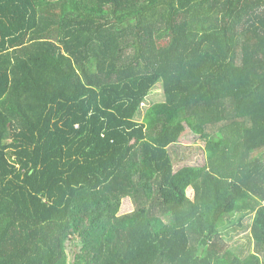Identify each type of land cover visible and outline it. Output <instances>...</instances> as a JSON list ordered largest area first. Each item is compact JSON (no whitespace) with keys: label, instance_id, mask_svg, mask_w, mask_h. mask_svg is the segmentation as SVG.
Here are the masks:
<instances>
[{"label":"trees","instance_id":"1","mask_svg":"<svg viewBox=\"0 0 264 264\" xmlns=\"http://www.w3.org/2000/svg\"><path fill=\"white\" fill-rule=\"evenodd\" d=\"M262 255L264 0H0V264Z\"/></svg>","mask_w":264,"mask_h":264},{"label":"rangeland","instance_id":"2","mask_svg":"<svg viewBox=\"0 0 264 264\" xmlns=\"http://www.w3.org/2000/svg\"><path fill=\"white\" fill-rule=\"evenodd\" d=\"M160 90L161 89L157 88L150 94L145 102V109L154 102L160 101L164 98L163 93ZM183 138L184 139H180L179 145H173L170 148L175 159L176 168L182 167L186 164H204L206 160V154L203 148V145H205V141L199 135L192 133L189 128L186 130ZM194 142L195 144L192 145V143ZM193 193L194 190L192 188L189 189V194L192 195ZM128 204L132 205V203H130V200ZM241 216L242 215L239 214L235 217V222L229 228L224 230V234L229 242V245L242 258H246L250 253L255 251V241L251 233V226L254 215L248 214L244 216L243 219H241ZM262 258L264 259V255H262Z\"/></svg>","mask_w":264,"mask_h":264},{"label":"crops","instance_id":"3","mask_svg":"<svg viewBox=\"0 0 264 264\" xmlns=\"http://www.w3.org/2000/svg\"><path fill=\"white\" fill-rule=\"evenodd\" d=\"M159 89H161V88H159ZM160 91H162V90H160ZM187 132H188V131H187ZM192 133H193V132H192ZM190 134H191V132H190ZM194 134H195V133H194ZM184 135H185V133H184V134L181 136V138H180V139H184V138H183V136H184ZM188 135H189V133H188ZM193 144H195V142H194V143H192V145H193ZM204 147H205V145H203V148H204Z\"/></svg>","mask_w":264,"mask_h":264},{"label":"clouds","instance_id":"4","mask_svg":"<svg viewBox=\"0 0 264 264\" xmlns=\"http://www.w3.org/2000/svg\"><path fill=\"white\" fill-rule=\"evenodd\" d=\"M162 90V89H161Z\"/></svg>","mask_w":264,"mask_h":264}]
</instances>
